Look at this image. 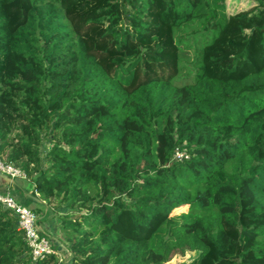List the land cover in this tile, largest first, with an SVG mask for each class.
<instances>
[{"label":"trees","instance_id":"obj_1","mask_svg":"<svg viewBox=\"0 0 264 264\" xmlns=\"http://www.w3.org/2000/svg\"><path fill=\"white\" fill-rule=\"evenodd\" d=\"M227 3L0 0V191L66 206V264H264V1ZM0 264H58L1 203Z\"/></svg>","mask_w":264,"mask_h":264},{"label":"built area","instance_id":"obj_2","mask_svg":"<svg viewBox=\"0 0 264 264\" xmlns=\"http://www.w3.org/2000/svg\"><path fill=\"white\" fill-rule=\"evenodd\" d=\"M264 1V0H262ZM180 152H176V156H180ZM0 171L9 175L11 178H23V173L6 163L0 156ZM0 203L9 210L17 220V227L24 233L25 240L31 249V258L33 262L45 257L46 255L54 254L58 258V264H66V255L64 248L61 249L53 247V241L51 238L42 232L48 230L40 229L37 224V214L31 210L28 206L20 204L16 199L8 192L2 193L0 191Z\"/></svg>","mask_w":264,"mask_h":264},{"label":"rangeland","instance_id":"obj_3","mask_svg":"<svg viewBox=\"0 0 264 264\" xmlns=\"http://www.w3.org/2000/svg\"><path fill=\"white\" fill-rule=\"evenodd\" d=\"M227 5H228L227 7H228L229 12L242 13V12H248V11H251L252 9H254V7H256V5H257V0H228ZM259 39H260V36L257 35V39L252 44V47L254 49L252 51V54H253L254 58H255V55H257L259 59H264V57H262V54H264V48H262V46L260 45ZM219 51H220L219 55H221L222 53H228L231 57L236 55L235 51L233 49H231V47L229 45H227L226 48H220ZM253 65L254 66L257 65L254 59H253ZM47 147H48V143H47V141L44 140L42 142L41 148H40L41 149V155H43L45 153ZM15 181L17 182V180H15ZM21 185H22V187H24V186L28 187L27 180L22 179ZM35 195L37 196V194H35ZM14 198H16V200L20 201V199L18 197H16L15 195H14ZM31 206L34 207L35 205L32 204ZM28 207L32 210V208L30 206H28ZM64 210H66V206L64 204H58L57 202L52 201L48 204L47 214L54 221L58 217V215ZM186 210H187L186 206H180L178 208L173 209L171 214L176 215L180 212H185ZM195 254H196L195 252H189V251H186L185 254H183V255L178 253V252H171L164 264H184L185 262H187L191 258H193L195 256Z\"/></svg>","mask_w":264,"mask_h":264},{"label":"crops","instance_id":"obj_4","mask_svg":"<svg viewBox=\"0 0 264 264\" xmlns=\"http://www.w3.org/2000/svg\"><path fill=\"white\" fill-rule=\"evenodd\" d=\"M22 195L29 197L33 200V201H30L28 203V206H30L32 208V210H34L35 213L37 214V216H38L37 224L40 227V229H45V230H48L47 232H52L54 234V236H56V237L51 236V238L52 239L54 238L55 240H59L60 237H59V230H58V220L55 219L53 221V219L50 216H48V214L46 212L47 207L45 206L44 201H40L34 197H31V191L30 190L22 192ZM32 204H34L35 206L32 207L31 206ZM45 213L47 215H44Z\"/></svg>","mask_w":264,"mask_h":264},{"label":"water","instance_id":"obj_5","mask_svg":"<svg viewBox=\"0 0 264 264\" xmlns=\"http://www.w3.org/2000/svg\"><path fill=\"white\" fill-rule=\"evenodd\" d=\"M15 180L9 175L0 171V188L9 187L11 190L14 188Z\"/></svg>","mask_w":264,"mask_h":264}]
</instances>
